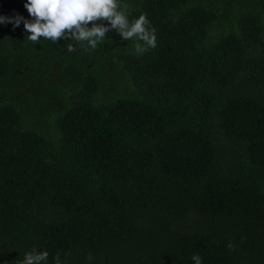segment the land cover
Here are the masks:
<instances>
[{
  "label": "trees",
  "instance_id": "obj_1",
  "mask_svg": "<svg viewBox=\"0 0 264 264\" xmlns=\"http://www.w3.org/2000/svg\"><path fill=\"white\" fill-rule=\"evenodd\" d=\"M122 2L155 48L0 24V264H264V0Z\"/></svg>",
  "mask_w": 264,
  "mask_h": 264
},
{
  "label": "clouds",
  "instance_id": "obj_2",
  "mask_svg": "<svg viewBox=\"0 0 264 264\" xmlns=\"http://www.w3.org/2000/svg\"><path fill=\"white\" fill-rule=\"evenodd\" d=\"M24 7L31 20L19 14L14 17L0 15V24L11 23L16 28L23 22L24 29L30 33L27 38L34 44L44 38L53 43L70 41L68 51H75L71 42L95 49L114 30L126 41L143 42L136 43L137 54L157 46L156 29L151 27L147 14L141 13L130 21L129 5L122 0H27ZM228 247L234 250L231 242ZM48 256L47 251L33 250L25 253L20 264H47ZM55 260L60 264L59 255ZM192 260L202 264L198 254L193 255Z\"/></svg>",
  "mask_w": 264,
  "mask_h": 264
}]
</instances>
